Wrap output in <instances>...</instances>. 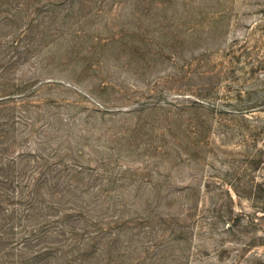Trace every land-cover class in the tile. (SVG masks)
Segmentation results:
<instances>
[{
    "label": "rangeland",
    "instance_id": "rangeland-1",
    "mask_svg": "<svg viewBox=\"0 0 264 264\" xmlns=\"http://www.w3.org/2000/svg\"><path fill=\"white\" fill-rule=\"evenodd\" d=\"M0 98L73 232L17 264H264V0H0Z\"/></svg>",
    "mask_w": 264,
    "mask_h": 264
},
{
    "label": "trees",
    "instance_id": "trees-1",
    "mask_svg": "<svg viewBox=\"0 0 264 264\" xmlns=\"http://www.w3.org/2000/svg\"><path fill=\"white\" fill-rule=\"evenodd\" d=\"M1 100L0 98V102H3ZM14 158H18V156ZM14 158L11 160L12 162H15ZM33 166L36 168L34 169L36 174L43 173L39 164ZM18 171L20 170L18 169ZM38 176H33L36 178L32 181L31 188L28 184V190H24L16 189L15 176L13 179L8 174H1L0 224L9 228L13 234H10L12 239L9 240L7 233L0 231V248L3 249L0 252V264L20 263L24 254L31 250L30 253L34 254L33 256H39L43 252L47 253V243L51 241L53 235L64 236L67 241L69 235L73 234L72 230L67 228L69 224L66 221V215L71 217V214H66L65 210L53 205H47V188L44 187L47 184L46 178L40 180ZM34 185L38 187L34 188ZM235 189L237 188L235 187ZM256 190L262 192L263 195L264 185L257 184ZM45 208H47V212L43 214ZM261 210H264V206H261ZM34 215L39 217L31 221ZM17 231H20L22 236H15ZM32 235L35 240L39 241L36 242L40 248L38 250L33 248L29 242ZM48 247L50 248L51 245Z\"/></svg>",
    "mask_w": 264,
    "mask_h": 264
}]
</instances>
